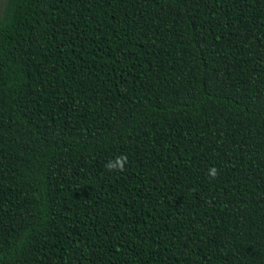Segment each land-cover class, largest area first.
Returning <instances> with one entry per match:
<instances>
[{
    "label": "trees",
    "instance_id": "obj_1",
    "mask_svg": "<svg viewBox=\"0 0 264 264\" xmlns=\"http://www.w3.org/2000/svg\"><path fill=\"white\" fill-rule=\"evenodd\" d=\"M0 264H264V0H5Z\"/></svg>",
    "mask_w": 264,
    "mask_h": 264
},
{
    "label": "rangeland",
    "instance_id": "obj_2",
    "mask_svg": "<svg viewBox=\"0 0 264 264\" xmlns=\"http://www.w3.org/2000/svg\"><path fill=\"white\" fill-rule=\"evenodd\" d=\"M5 0H0V17L3 14Z\"/></svg>",
    "mask_w": 264,
    "mask_h": 264
},
{
    "label": "clouds",
    "instance_id": "obj_3",
    "mask_svg": "<svg viewBox=\"0 0 264 264\" xmlns=\"http://www.w3.org/2000/svg\"><path fill=\"white\" fill-rule=\"evenodd\" d=\"M110 170H111V169H110ZM210 175H211L213 178H215V175H216L215 170H211V171H210Z\"/></svg>",
    "mask_w": 264,
    "mask_h": 264
}]
</instances>
